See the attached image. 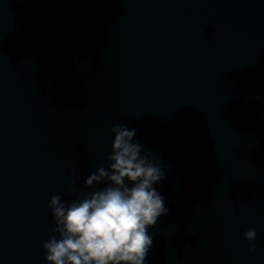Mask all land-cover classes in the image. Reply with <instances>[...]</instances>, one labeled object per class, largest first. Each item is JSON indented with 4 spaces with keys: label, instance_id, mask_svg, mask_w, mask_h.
I'll return each mask as SVG.
<instances>
[{
    "label": "water",
    "instance_id": "1",
    "mask_svg": "<svg viewBox=\"0 0 264 264\" xmlns=\"http://www.w3.org/2000/svg\"><path fill=\"white\" fill-rule=\"evenodd\" d=\"M116 124L165 175L146 264H264V0H0V264H47Z\"/></svg>",
    "mask_w": 264,
    "mask_h": 264
},
{
    "label": "clouds",
    "instance_id": "2",
    "mask_svg": "<svg viewBox=\"0 0 264 264\" xmlns=\"http://www.w3.org/2000/svg\"><path fill=\"white\" fill-rule=\"evenodd\" d=\"M111 131L107 168L85 180L88 188L107 184L81 199L54 195L49 202L57 235L43 243L47 264H146L153 243L148 230L169 211L157 187L164 171L135 128L116 124ZM256 238L255 228L245 233L253 248Z\"/></svg>",
    "mask_w": 264,
    "mask_h": 264
}]
</instances>
